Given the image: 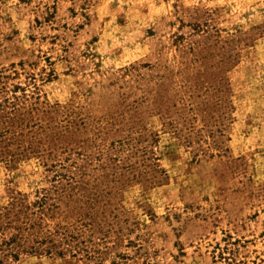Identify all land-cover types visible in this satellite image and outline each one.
Masks as SVG:
<instances>
[{
  "label": "rangeland",
  "instance_id": "rangeland-1",
  "mask_svg": "<svg viewBox=\"0 0 264 264\" xmlns=\"http://www.w3.org/2000/svg\"><path fill=\"white\" fill-rule=\"evenodd\" d=\"M0 264H264V0H0Z\"/></svg>",
  "mask_w": 264,
  "mask_h": 264
}]
</instances>
